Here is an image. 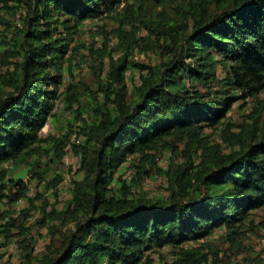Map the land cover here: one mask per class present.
<instances>
[{
	"label": "trees",
	"instance_id": "trees-1",
	"mask_svg": "<svg viewBox=\"0 0 264 264\" xmlns=\"http://www.w3.org/2000/svg\"><path fill=\"white\" fill-rule=\"evenodd\" d=\"M114 7L119 55L96 73L85 108L79 84L60 88L73 75L70 42L85 20ZM148 42L156 59L133 60ZM128 70L138 73L130 85ZM263 85L264 0H0V235L19 246V264H264L231 260L264 205V106L240 122L227 118L232 103ZM56 100L81 135L60 207L49 196L35 203L39 188L61 182L47 178L50 161L62 163L74 132L41 133L59 118ZM206 127L218 128L221 143ZM30 165L28 181L12 178ZM153 174L166 193L145 194ZM32 209L50 233L36 255L26 226Z\"/></svg>",
	"mask_w": 264,
	"mask_h": 264
},
{
	"label": "rangeland",
	"instance_id": "rangeland-1",
	"mask_svg": "<svg viewBox=\"0 0 264 264\" xmlns=\"http://www.w3.org/2000/svg\"><path fill=\"white\" fill-rule=\"evenodd\" d=\"M124 2L120 1L119 5L121 6ZM118 5V6H119ZM119 10V7L108 10L101 17L96 19H87L82 23L80 31L74 33L73 38L70 42L71 45H74L77 53L75 55V61L73 62L72 71L73 75L64 74L61 89H64L69 83L76 82L80 85L79 91L82 94V103H84L85 108L89 105L87 98L89 97V89L93 88L92 82L96 77V73L100 72L101 67L107 68L108 60L110 54H113L114 57H117L119 54L117 51H114L112 48L113 45H116V30L119 27V23L116 19L115 12ZM125 29H129V26H124ZM138 35L145 34V31L139 30ZM104 43L107 44L106 48H103ZM98 48L104 49L101 53L97 51ZM132 59L140 63H149L156 59L153 45L151 43H141L138 48L133 52ZM217 72H221V69L218 68ZM103 73V72H102ZM127 84L135 82L138 80V73L126 71ZM57 102V100H56ZM55 102V103H56ZM261 105L264 106V85L256 95L247 96L243 99H240L230 106V109L227 113V118L231 122H240L243 118H246L249 114L254 112V108H261ZM62 110V111H61ZM261 110V109H260ZM60 112L59 118L56 122H49L47 120V125L42 127V134L46 135L49 129H52L55 133H61L67 131L68 128L71 129L72 135L70 136L69 144L65 146L67 151V162L58 163L55 160L50 161L51 170L47 174L48 179H52L55 175H61L62 180L55 185L53 190L43 192L44 188H39L41 192V197L35 199V203L40 205L43 204V197L49 196L50 202L53 206L60 207L63 202L69 199L71 195V186L72 180L76 177V168L78 167V157L74 155L71 151L70 143L74 140V134L76 129V123L73 121L74 118L68 110H63V105L59 107L56 112ZM264 123V109L262 108L261 114L258 116V124L262 125ZM218 128H209L206 127L205 131L210 133L211 140H215L221 143V138H219ZM235 131V129H233ZM226 148V147H225ZM49 156L44 155L42 162H46ZM29 177V175H28ZM28 177L25 181H28ZM36 188L35 182L31 183L32 194ZM142 189L145 194L152 196L155 194L166 193V188L162 183V178L156 174L150 175L145 178ZM54 192L57 195H54ZM26 202L21 200L18 203V207L25 206ZM49 210L50 207H47ZM251 218L254 221V229L250 232L246 239V247L240 253H235L232 255L231 260H240L242 261L244 257H252L261 259V262L264 263V205L260 208L254 209L252 211ZM39 217V212L34 211L33 209L30 212V217L26 222V226L29 228L28 237L34 239L32 244L33 254L36 255L42 252L46 244L50 240V233L47 225L41 226L37 223ZM4 243V244H2ZM163 252L168 255L169 249L162 248ZM163 253V255H165ZM154 258L158 260V252H153ZM21 251L19 246L15 241L5 240L0 235V264H19L21 261ZM221 257V258H220ZM220 259L225 260L226 255L220 254ZM258 261V260H257ZM218 264V262H216ZM210 264H213V261H210Z\"/></svg>",
	"mask_w": 264,
	"mask_h": 264
},
{
	"label": "water",
	"instance_id": "water-1",
	"mask_svg": "<svg viewBox=\"0 0 264 264\" xmlns=\"http://www.w3.org/2000/svg\"><path fill=\"white\" fill-rule=\"evenodd\" d=\"M32 169V166H23L19 169H17L13 175L12 178L14 180H24L28 177L30 170Z\"/></svg>",
	"mask_w": 264,
	"mask_h": 264
},
{
	"label": "built area",
	"instance_id": "built-area-1",
	"mask_svg": "<svg viewBox=\"0 0 264 264\" xmlns=\"http://www.w3.org/2000/svg\"><path fill=\"white\" fill-rule=\"evenodd\" d=\"M61 105H63V103L60 101V100H57V102L55 103V105H54V107H53V112H56L58 109H59V107L61 106ZM46 125H47V123H46ZM41 133H42V130H41ZM80 136L81 135H77V134H74V140H73V142L74 141H78V139L80 138ZM69 144H67V146H68ZM70 148H71V143H70ZM66 154H67V151H66ZM63 162H67V156L65 155L64 156V158H63ZM78 165H79V162H78ZM24 181H25V179H24ZM30 194L32 193V190H31V188H30V192H29Z\"/></svg>",
	"mask_w": 264,
	"mask_h": 264
}]
</instances>
